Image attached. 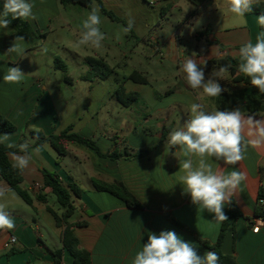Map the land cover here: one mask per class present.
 <instances>
[{"label":"crops","instance_id":"crops-1","mask_svg":"<svg viewBox=\"0 0 264 264\" xmlns=\"http://www.w3.org/2000/svg\"><path fill=\"white\" fill-rule=\"evenodd\" d=\"M168 1L172 0L154 2V5L160 6V13L163 15L167 14L168 8L164 6ZM187 1L195 6L192 19H202L200 28L192 34V37L199 44L204 43L205 52L192 55L184 52L171 53L170 43L178 44L181 41L179 32L185 27L183 22L178 25L176 31L167 40L161 42V48L158 45L167 56L171 54L170 60L176 64L178 75L182 74L179 68L184 59L192 57L200 63L203 58L207 61L204 66L207 80L213 70L219 69L213 64L214 60L230 56L239 61L238 51L241 45L249 40L255 43L257 33L264 30L257 22V17L262 14L246 13L244 16H237L229 11V0ZM30 2L33 4L32 11L35 18L21 19L22 21L27 22L32 29L46 32L47 35L52 32L53 25L57 22L58 27L71 29L72 46L75 48L79 46L77 40L82 25L72 26L62 18L61 4L58 0H30ZM260 2L264 0H257L255 3ZM3 3L4 0H0V12L3 11ZM118 12L126 15V12L119 7ZM119 17L125 20L120 14ZM142 26L148 28L149 24L144 21ZM206 28L209 31L205 36H196ZM12 31L11 28L0 30V114L14 124L16 130L0 133V141L3 135H9V139L0 142L1 144L6 146L8 143L18 144L23 131L28 126L44 135H50L72 125L74 132L92 138L102 154L114 148L120 152L125 148L131 150V153L146 149L149 152L137 159L120 157L117 160H110L99 156L85 145H69L66 153L59 156L48 143L39 145L24 137L23 143L29 144L28 151L32 155L28 168L22 171L21 187L32 198V205L26 203L25 205L29 209L31 207L37 217L43 219L46 228L44 231H39L38 218L25 210L20 213L12 206L15 202L8 195L10 187L0 178V189L5 190V195L0 197V205L5 207L15 222L14 229L0 230V264H30V260L35 257L52 264L50 251L62 247V228L56 226L52 214L47 210V207L55 209L48 203L53 194L49 187H43L42 169L55 172L64 184L75 183L81 189L79 198L72 199L74 211L68 222L84 223L72 229L78 239V247L89 252L91 264H132L136 252L147 242L148 235L150 233L158 235L161 231H174L182 240L191 243L197 254L203 257L209 251L207 246L217 241L222 222L216 221L213 213L202 211L191 202L190 195L185 192L183 185L178 183V177L182 174L179 171V160L184 159L183 154L178 148L168 151L165 149L169 133L182 127L190 118V105L202 102L209 110H217L212 99L204 96L202 91L190 89L184 81L182 86L164 91L169 102L143 105L140 107V112L136 108V101L123 106L115 99L117 104L115 109L118 111L119 108H125L136 112V122L123 120L114 125L113 122L104 119H93L91 116L85 118L87 109L84 107V111L80 113L79 105L73 104L69 105V109L64 108V111L68 110V114L65 115L59 112L61 107L58 108L54 103L49 90V81L44 82V77L35 70L34 65L30 68L27 62L29 57L34 63L33 60L40 55L41 45L46 39L39 41L35 47H31L28 41L24 40L23 55L7 53L15 40L11 36ZM156 39L157 36L152 35L147 41L158 44ZM141 40L144 41V38ZM79 47L84 48L86 52L91 48ZM74 54L79 59L87 56L79 48ZM9 67H18L25 74L20 83H6L3 80ZM178 75L173 77L176 78ZM226 75L219 80V83L225 89L223 92L230 93L235 91L236 85H233L229 74ZM127 81L129 80L123 81L125 92L138 93L136 87L128 86ZM232 85L233 89L229 88ZM241 88L242 86L239 89ZM87 91H91V85L88 86ZM243 115L246 118L251 116L257 120H264V114ZM250 130L252 135H249ZM243 135L245 138L241 145L243 159L237 165H226L222 160L216 161L214 158L209 162L214 169L219 168L225 173L235 168L245 174L246 179L231 197V202L243 216L231 222L232 257L237 264H264V217L254 216L260 190L264 191V144L259 146L247 144V141L256 139L254 127L251 129L246 127ZM38 146L41 151L35 153L33 149ZM12 154L8 153L7 157L13 164ZM17 154L21 153L17 152ZM94 180L107 183L121 182L138 201L140 207L129 208L113 195L96 191L93 187ZM35 185L38 189L34 188ZM39 194L45 201L37 199ZM228 205H225L224 213ZM55 212L60 214L62 209L59 207ZM260 218L262 222H258ZM257 226L259 229L254 232L252 228ZM50 231L58 238V244ZM13 246L27 250L36 249V256H29L24 251L13 254L10 259L5 258L4 254ZM59 264H72V257L64 251Z\"/></svg>","mask_w":264,"mask_h":264},{"label":"clouds","instance_id":"clouds-1","mask_svg":"<svg viewBox=\"0 0 264 264\" xmlns=\"http://www.w3.org/2000/svg\"><path fill=\"white\" fill-rule=\"evenodd\" d=\"M257 0H229V11L237 16H244L251 11L253 3ZM33 4L30 0H4L3 11L0 12V30H7L10 24L8 19H34ZM261 29H264V14L257 17ZM101 17L99 11L93 8L87 18L82 22L79 46H90L99 49L103 46L104 33L100 29ZM133 21L128 22L124 31L131 30ZM25 51L24 38L16 36L7 53L23 55ZM239 71L250 78L251 85L264 94V30L256 35L255 43L251 40L241 45L238 51ZM207 61L203 58L198 63L195 58L188 57L180 65L186 85L192 90L202 91L208 98L221 96L225 91L219 80L228 73V67L213 70L209 78L205 79L204 66ZM25 74L18 67H9L3 76L6 83L18 84ZM190 118L183 126L170 132L165 151L178 148L184 159L179 160L181 175L178 183L191 197V202L200 210L213 213L215 220H227L223 209L231 203V197L240 184L246 179L241 171L233 170L225 173L223 170L214 169L210 160H222L226 165H237L243 159L241 148L244 142L246 127L255 129L256 139L247 141L251 146L264 144V120H257L251 116L245 117L239 108L232 110H209L200 103L190 105ZM249 135H252L251 130ZM9 135H3L2 141H7ZM9 148H18L19 153H13V167L18 170L28 168L32 159L29 153V144L8 143ZM39 153L38 146L33 149ZM195 158V162H194ZM5 195V190L0 189V197ZM15 227L14 219L0 205V230H12ZM132 264H219V256L214 251H208L203 257L199 256L191 243L182 240L174 231H161L158 235L150 233L147 242L136 252Z\"/></svg>","mask_w":264,"mask_h":264},{"label":"rangeland","instance_id":"rangeland-1","mask_svg":"<svg viewBox=\"0 0 264 264\" xmlns=\"http://www.w3.org/2000/svg\"><path fill=\"white\" fill-rule=\"evenodd\" d=\"M101 1L106 8L113 10L116 14L118 13V16L119 14L123 16L125 21H133L131 30L124 31L128 24L111 21L107 16L103 15L96 0H93L88 8L77 5L63 7L61 5L62 18L75 27L82 25V22L93 8L98 9L101 17L100 29L105 36L102 42L103 46L99 49L91 47L87 52L82 47L77 46L75 48L72 46L73 35L71 29H62V27L57 26L58 23L56 22L53 25L52 32L48 35L46 32L31 28L32 36L29 39H24L28 41L31 47H35L44 38L46 41L41 45L40 55L33 60L35 64L29 57H27V62L30 68L34 65L35 70L44 77V82L47 83L49 81V90L53 96L55 105L58 108L61 107L60 113L67 115L68 110L64 111V108L69 109V105L73 104L79 105L80 113L84 111V107L87 109L86 115L85 112L83 113L85 118L91 116L93 119H104V121L113 122L114 125L123 120L136 122V112L125 108H119L118 111L115 109L117 105L115 90L118 87V83L122 82L123 85V81L133 71H137L147 78L149 81L147 85L133 84L132 81H127L128 86H134L139 91L135 102L139 112L140 107L143 105L169 102L170 100H167L164 91L169 88L182 86L184 79L182 78V74L178 75L176 64L171 62V54L167 56L162 49L156 51V45L160 47L161 42L167 40L176 31L178 25L183 22L185 25L184 30L179 32L181 41L178 44L170 43L169 48L171 53L177 52L180 54L184 52V54L191 55L197 52L204 53V43L199 44L192 37V34L200 28L202 19H192L195 6L187 0L168 1L164 6L168 8L166 15L160 13V6L154 5L155 0ZM118 7L125 11L126 15L119 13ZM144 21L149 24L148 28L142 26ZM12 32L11 36L15 39V31ZM152 35L157 36L156 42L158 44H151L147 41V38ZM141 38H144V41ZM78 48L82 49L89 57L102 58L111 68L116 66L113 73L101 81L82 79L87 71V66L83 62V59L87 56L79 59L74 54L78 52ZM56 57L65 64V71L56 67L54 63ZM226 74L225 76H227ZM173 75L178 76L174 78ZM89 85H91V91H87ZM233 85H236L235 91H238L241 87L237 84ZM233 85L229 86V88L233 89ZM30 131L37 130L31 129L28 126L23 131L22 137L35 141L30 135ZM8 195L15 202L12 206L20 213L25 210L33 214L40 221L39 231H44L46 224L43 222V219L37 217L35 211L31 207L29 209L14 190L10 189ZM48 203L55 210L59 209L54 195L49 198ZM50 234L52 235L51 231ZM52 236L58 244V238L54 235ZM11 248L18 249V254L25 251L29 256H36V249L27 250V248H19L18 246ZM12 256L6 257L4 254V257L7 259H10ZM30 264L49 263L39 259V257H35L33 260H30Z\"/></svg>","mask_w":264,"mask_h":264},{"label":"trees","instance_id":"trees-1","mask_svg":"<svg viewBox=\"0 0 264 264\" xmlns=\"http://www.w3.org/2000/svg\"><path fill=\"white\" fill-rule=\"evenodd\" d=\"M63 6L77 5L80 7H89L93 0H58ZM99 5L101 13L107 16L111 21L122 22L127 24L125 20L111 9L106 8L101 0H96ZM248 14H264V2L254 3L251 7V11ZM10 24L8 28L15 31L14 36H22L24 39H29L31 35V27L27 22L21 19H13L11 16L8 17ZM206 28L202 32H198L196 36L202 37L208 33ZM42 36V35H41ZM44 37V34H43ZM83 62L87 66V71L83 75L84 80H95L101 81L105 80L110 76L114 69L109 67L108 64L102 58L95 57H85ZM54 63L57 68L65 71V64L59 59L55 58ZM213 64L218 68L228 67V74L232 83L239 84L242 86L238 91H232L230 93L222 92L221 96L211 98L214 106L217 110H232L234 108H239L243 114L248 115H259L264 114V94L259 93L258 89L254 88L250 83V78L242 74L238 69L239 61L230 56H223L218 60H214ZM127 80L132 81L136 84L145 85L148 84V80L145 76L137 71H133L127 78ZM116 100L123 106L134 102L138 98L137 92H125V89L121 83H118V87L115 90ZM72 125L67 126L64 130L59 133L44 135L38 131H30V135L35 139L36 144L48 143L54 151L59 155H64L66 153V148L69 145H85L90 149L94 150L99 156L108 158L110 160H117L120 157H126L131 159H137L149 152V150H139L131 153L129 149L125 148L121 152L117 149H113L107 153L102 154L92 138L84 137L72 130ZM16 127L8 119L0 114V133H10L14 132ZM23 137L19 140L18 144L23 143ZM18 148H9L8 146L0 143V178L3 179L10 189L14 190L15 193L22 199L27 205H32V198L26 190L21 187L22 183V171L13 167V164L8 160V153H17ZM43 176V187H49L52 194L55 197L56 202L62 209L60 214H57L51 208L47 207V210L52 214L55 224L57 227L62 228L61 232V243L62 247L55 251H50L52 257V264H59L62 260V254L66 251L70 257H72V264H91L90 254L84 249L78 247V239L73 233V227L82 226L83 222H78L70 224L69 218L72 216L74 211V206L72 204L73 198H79L81 189L75 183L64 184L55 172H51L45 169L41 170ZM93 187L96 191L107 192L114 197L122 200L129 208H139L140 204L138 201L130 194V192L125 188L121 182H101L94 180ZM259 198H264V191L260 190ZM39 201H45L44 197L39 194L37 196ZM225 215L227 220L223 221L221 224V231L217 241L210 246H207L209 251H214L219 256V264H237L232 255H223L221 253V244L228 228H231L232 220L243 217L238 211L236 205L231 202L226 210ZM254 216L264 217V206L258 205L254 211ZM18 249L11 248L5 253L6 257L16 254Z\"/></svg>","mask_w":264,"mask_h":264},{"label":"water","instance_id":"water-1","mask_svg":"<svg viewBox=\"0 0 264 264\" xmlns=\"http://www.w3.org/2000/svg\"><path fill=\"white\" fill-rule=\"evenodd\" d=\"M220 250L223 255H232L233 253V229L232 228H228L226 230Z\"/></svg>","mask_w":264,"mask_h":264},{"label":"built area","instance_id":"built-area-1","mask_svg":"<svg viewBox=\"0 0 264 264\" xmlns=\"http://www.w3.org/2000/svg\"><path fill=\"white\" fill-rule=\"evenodd\" d=\"M159 49H160V48L158 47V45H156V51H158ZM34 188L38 189V186L35 185ZM257 202H258V205H260V206H264V198H258V201H257ZM258 222H262L261 218L258 219ZM258 229H259L258 226L255 227V228H252V230H253L254 232H257Z\"/></svg>","mask_w":264,"mask_h":264}]
</instances>
